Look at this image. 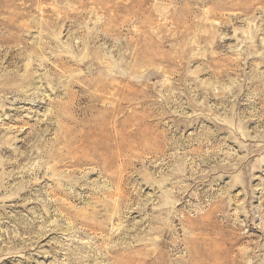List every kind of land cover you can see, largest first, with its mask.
I'll use <instances>...</instances> for the list:
<instances>
[{"label":"rangeland","instance_id":"rangeland-1","mask_svg":"<svg viewBox=\"0 0 264 264\" xmlns=\"http://www.w3.org/2000/svg\"><path fill=\"white\" fill-rule=\"evenodd\" d=\"M0 264H264V0H0Z\"/></svg>","mask_w":264,"mask_h":264}]
</instances>
